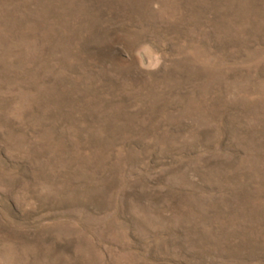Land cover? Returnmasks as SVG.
I'll list each match as a JSON object with an SVG mask.
<instances>
[{
	"label": "rangeland",
	"instance_id": "obj_1",
	"mask_svg": "<svg viewBox=\"0 0 264 264\" xmlns=\"http://www.w3.org/2000/svg\"><path fill=\"white\" fill-rule=\"evenodd\" d=\"M0 264H264V0H0Z\"/></svg>",
	"mask_w": 264,
	"mask_h": 264
}]
</instances>
